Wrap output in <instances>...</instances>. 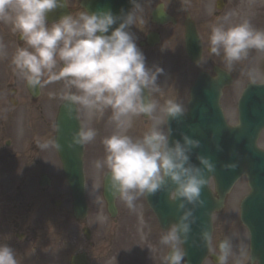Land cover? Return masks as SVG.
Segmentation results:
<instances>
[{
  "label": "clouds",
  "instance_id": "obj_1",
  "mask_svg": "<svg viewBox=\"0 0 264 264\" xmlns=\"http://www.w3.org/2000/svg\"><path fill=\"white\" fill-rule=\"evenodd\" d=\"M132 8L120 15L110 9L82 11L75 17L63 15L51 25L47 15L65 8V0H0V22H11L27 47L18 48L11 64L18 78L33 91L53 84H62L60 94L50 92V99L64 103L65 118L73 119L77 107L96 119L110 112L109 123L115 131L102 140L105 156L94 162L95 169L107 170V191L119 198L130 212L136 211V202L157 193H170V203L179 213L175 223L162 234L159 243L169 251L163 264H186L185 244L189 247L209 248L211 232L201 227L193 238L194 214L204 208L202 190L207 186L206 174L216 171L211 157L197 155V164L191 157L194 149L201 148L199 140L181 133L180 140L171 139L170 122H184L188 108L173 99L163 105L153 96L161 93L159 67L148 68L145 57L130 31L144 24L143 6L139 0H129ZM231 14L224 23L210 29V54L223 57L227 72L247 60L251 51L264 53V30L256 29L250 20L228 26ZM110 33V34H109ZM7 55L0 41V58ZM254 84L256 74L246 73ZM151 120L150 129L140 138L127 132L133 118ZM97 130L81 127L69 134L64 147L74 150L95 141ZM214 139V137H213ZM40 150H62L56 140L38 144ZM217 151H222L215 143ZM235 155V153H233ZM235 170L236 163L222 165ZM209 177V176H208ZM234 241L225 238L218 244L216 264H229L235 257ZM0 264H20L13 248L0 244ZM252 264H256L253 259Z\"/></svg>",
  "mask_w": 264,
  "mask_h": 264
},
{
  "label": "rangeland",
  "instance_id": "obj_2",
  "mask_svg": "<svg viewBox=\"0 0 264 264\" xmlns=\"http://www.w3.org/2000/svg\"><path fill=\"white\" fill-rule=\"evenodd\" d=\"M156 1L163 2L168 9H173L170 0ZM184 1L191 17L195 20H201L204 25L203 36L206 47H209L211 26L224 23V17L229 14L231 16L225 25L226 27L247 19L256 29L264 30V0H224L221 10L216 8L218 0ZM178 3L181 10L178 13H173L177 18L182 19L184 17L182 0H178ZM160 32L163 34L164 39L158 48H163L169 40L166 48H163L166 56V58L163 57V63L167 68H171L173 73L186 71L188 67L182 51V27L172 28L168 26L161 29ZM14 54L12 53V57ZM204 54L205 59L213 56L218 63L225 66L222 56L216 57L210 55L207 51ZM10 63L11 60L0 63V93L5 90L8 82H12V87L17 88L14 96L18 98V102L7 108V115L10 116L9 123H7L9 127L13 125V119L20 116L25 109L29 110L28 114L35 120L39 101L44 104L50 92L60 94L64 91L62 84L49 85L42 88L38 102L31 103L26 96V90L23 89L24 80L17 77ZM163 63L153 64L149 68L154 66L163 68ZM263 63L264 53L253 50L250 52L248 59L237 64L232 71L234 81L228 88H225L221 96L222 107L230 123H235L237 119L235 106L240 92L248 82H251L246 73L253 71L256 74V82H261L264 79ZM9 64L10 66H7ZM163 76L167 77L165 74L158 77L157 82L161 87V93L155 95L156 101L159 104L162 102L161 105H163L168 99H173L182 104L192 81H162ZM56 87H59V90H55ZM8 92L6 93L8 94ZM27 101H29L28 107L26 105ZM1 103L3 101L0 97ZM5 110V107H1L0 114L6 115ZM82 114L85 129L92 127L98 133L93 143L84 145L85 193L89 206L88 215L84 220H76L72 216L70 196L67 185H62L65 181L55 151H50V155L46 151L48 154L43 157V151L34 149L35 145L31 143L27 160L22 161L15 144L20 143V137H16L14 125L8 131L6 127H1L0 123V244H7L13 248L20 264H68L70 256L81 251L87 253L90 264H163L166 247L161 245L160 248L155 247L153 239L149 238L151 233L153 234L152 224H154V221L151 220L149 214H144L147 213L144 198L136 202L134 213L130 212L124 203L117 198V218L115 220L109 218L101 192L102 179L107 170L98 172L94 167V162L104 158L105 150L102 140L113 134L115 127L109 123L110 115L108 114L98 120L91 117L86 110H83ZM85 114H88L87 118ZM148 122H151V120L148 119ZM35 126L36 124H34ZM36 130L37 126L34 129L35 133ZM145 132L147 131L138 132L137 137L133 135V138H140ZM37 133L34 136L35 139L38 137ZM127 134H129V131ZM7 139L12 142L10 146L4 145ZM259 145L264 148V131L260 136ZM14 154L18 158H13L15 157ZM48 158H53V161L49 163ZM42 173L53 179L52 187L45 189L43 192L45 196H43L37 184V180ZM22 183H25V185H22ZM18 186H20L22 194L24 193L29 206L27 210L29 217L26 223L32 227L31 231H27L25 236L22 237L23 240L15 239L13 234L15 229L12 227L13 221L21 222V220L10 214L14 209ZM247 191L246 180L242 177L230 191L227 207L223 213L214 216L211 244V249H214L213 243L219 236L232 238L235 253L241 247V250L243 249L245 252L244 259L246 261L248 260V240L247 233L239 225L238 205L241 197ZM58 198L61 201L57 204L53 203ZM141 215H144L148 221L138 219V217L141 218ZM220 218H223L221 227ZM33 224H36L38 229L33 227ZM85 226L90 230V239L88 240L82 233V228ZM241 250H238L239 254ZM205 263L212 264L209 259Z\"/></svg>",
  "mask_w": 264,
  "mask_h": 264
},
{
  "label": "water",
  "instance_id": "obj_3",
  "mask_svg": "<svg viewBox=\"0 0 264 264\" xmlns=\"http://www.w3.org/2000/svg\"><path fill=\"white\" fill-rule=\"evenodd\" d=\"M131 6L129 0H85L83 3L87 11L110 9L116 15H120L121 10L127 13ZM161 17H163L162 14ZM185 47L190 59L196 60L199 57L200 43L191 24L186 27ZM216 73L219 81H195L190 92L189 112L184 122L179 125L174 121L170 122L172 128L170 140H180L181 133L199 140L202 147L193 150L192 163L199 166L196 156L203 155L211 157L216 164V171L206 174L205 178L209 179L211 176L214 178L219 199L212 196L208 185L203 188L201 199L206 201L205 207L197 209L194 213L199 223V231L203 226L211 232V213L222 206L224 195L234 181L242 174L246 175L251 191L241 203L240 219L250 233L251 262L254 259L257 264H264V151L256 146L259 132L264 128V84L247 85L238 101L239 122L236 126H228L218 102L222 88L229 85L231 81H228L229 75L225 72L216 71ZM203 78L208 77L200 75V79ZM73 117L71 120L65 118L63 105L58 118L57 143L62 146V150L58 153L72 194L74 215L82 218L86 211L82 146H77L74 150L64 147L70 138L69 134L79 131V126L75 125L77 130H73L66 123V121H72L75 124V111ZM215 143L219 144L222 151L216 150ZM231 163L237 164L234 171L225 170L222 167V165ZM169 195L168 192H162L146 198L162 227L175 223L179 215L175 204L169 202ZM103 196L108 203V210L114 215V198L107 191L106 177ZM207 251L208 248L203 246L196 249L190 247L186 252V264H202ZM71 264L87 263L84 257L75 256Z\"/></svg>",
  "mask_w": 264,
  "mask_h": 264
},
{
  "label": "flooded vegetation",
  "instance_id": "obj_4",
  "mask_svg": "<svg viewBox=\"0 0 264 264\" xmlns=\"http://www.w3.org/2000/svg\"><path fill=\"white\" fill-rule=\"evenodd\" d=\"M81 1L82 0H65L66 6H65V8H63L62 16L63 15H70V16L75 17L80 12L84 11L83 8L81 7ZM139 2H141L142 6H143L142 16H143L145 23L144 24L138 23L137 28L132 27L130 29V31L135 35L137 46L142 51V53L145 57L146 66L149 68L153 64H160V63H163V61H164L163 57L165 56L164 55L165 51H163V48H166V44L169 43V40H168V43H166L163 46V48H158L159 45H161L160 43L164 39L163 34L160 32L161 29L166 28L168 26H170L172 28L179 26L180 28L182 27V29H183V22H184V19L186 17L177 20V17H175V14L173 12L178 13L181 9L180 8L177 9L176 3L171 5V7L173 8L172 10L168 9L166 7V5L164 4L165 11L168 12V14H171L174 16L175 23H173V24L172 23H166L163 25L157 24L152 19V11L161 2L156 1V0H139ZM183 4H184V0H183ZM183 9H184V13H186V11H187L186 5H184ZM60 17H61V15L58 16V18H54V14L50 13L47 15V22L49 25H51L52 23L58 21ZM195 25H196V29L198 31L199 37L202 41V44L205 45V40H204V36H203L205 28H204L202 21L201 20H195ZM157 40H158V42L156 43ZM0 41L3 42V44L5 46L6 53H7L5 58H0V63L10 61V60L12 61V53H15L18 48L27 47V45L24 43V41L20 38L19 34L15 33L13 31L12 23L10 21L9 22H0ZM205 51L210 53V48L206 47ZM183 57L185 59V63L188 67V70L181 72V76H176L177 74L180 75V72H174L173 73V70L171 68H167L166 65L163 63L164 67L161 69H164L163 72L167 77L163 76L162 81H196V76L200 73V70L207 71L208 73L213 75L214 67L215 66H221L216 61V58H214L213 56L212 57L209 56L205 59L204 51H203L202 56H201L198 63H192L186 57L185 53L183 54ZM164 58H166V56ZM10 64L7 66H10ZM222 67L224 69H226L225 66H222ZM230 73L232 74V77H233V73L232 72H230ZM171 75H173V76H171ZM174 76H176V77H174ZM232 81H234V77L232 78ZM12 86H13V83L8 82L6 87L4 86L6 92L9 91L8 94L5 92V90H3L2 93H0V97L3 101V103L0 104V108L1 107L6 108V110L4 112V113H6V115L3 116L2 114H0V123H1V127H3V128L6 127L8 129V131L14 125V127L16 129V137H20V143H15L16 148L19 151L18 154H19L21 160L26 161L27 157H28L29 145L31 143H33L35 145L34 149L40 150L38 147V144L43 143L47 140H56V118H57V114H58V109H59L60 105L63 103V101H61L58 98L57 99H50L49 97L47 98V100L45 101L44 104L41 101H39L35 120L32 119L30 117V115L28 114L29 110L25 109L24 112L20 116H16L13 119V125L9 127V126H7V123H9L8 120H9L10 116L7 115V108L12 107V105H14L15 103L18 102V98H16L14 96L16 91H17V88H13ZM23 89L26 90L25 91L26 96L28 99H30L31 103L35 104L36 101L38 102V99H39V96L42 92V89H39V94L36 97H32L28 93L27 84L25 81H23ZM55 90H59V87H56ZM5 93H6V95H5ZM26 105H27V107L29 106V101H27ZM186 105H187V103L185 104V107H186ZM83 110L84 109L77 107V114H78V119H79L80 125H81V127L85 128L84 123H83V121H84L83 120L84 119L83 114H82ZM105 114L111 115L110 112H106ZM85 116L87 118L88 114L87 115L85 114ZM11 120H12V117H11ZM96 120H98V119H96ZM142 121L145 124V123H147L148 119L143 118ZM151 123L152 122H148L147 126H144L145 131H148L150 129ZM34 124H36L37 130H38V131L36 130V133L38 132L37 133L38 137L36 139L34 138V136L36 134L34 131L36 126L34 127ZM11 143L12 142L9 139H7L4 142V145L10 146ZM46 151L50 155V151H55V149L50 148L48 150H44L42 153L43 157L47 156L48 153ZM16 154H14L15 157H13V158H18L16 156ZM51 161H53V158H48V162L51 163ZM48 177H49V179L47 180V182L45 181V178L42 177V175H40L38 180H37V184L40 187V190H41V193L43 194V196H45V194L43 193L45 191V189L52 187V184H53L52 177H50L49 175H48ZM40 182H45V184L41 185ZM22 185H25V183H22ZM62 185L65 186V183H62ZM20 186H18L16 189V198H15V203H14V209H12V212H10L11 216H14V217L18 218L19 220H21V222L13 221L14 222L13 225L11 224L12 227H14V229H15L13 234L15 235L16 240H23L22 237L25 236L26 232L31 231V229H32L31 225H28L26 223V221L28 220V217H29V213L27 212L29 206H28V202H27V199H26L24 193L22 194V192H21ZM36 196H38V194H36ZM33 197H35V196H33ZM60 201H61V199L58 198L53 203L57 204ZM70 205H71V198H70ZM115 219L116 218H114V220ZM33 227L38 229V226L36 224H33ZM149 238L153 239V241H154L153 244L155 245V247L160 246V243H159L160 238L155 239V237H152V236ZM89 244L91 245V243H89ZM215 253H218V245L215 246ZM167 254H168V251H167L166 255ZM86 256L88 258L87 253H86ZM158 257H160V256H158ZM68 264H69V261H68ZM229 264H242L240 262V255L230 258Z\"/></svg>",
  "mask_w": 264,
  "mask_h": 264
},
{
  "label": "bare ground",
  "instance_id": "obj_5",
  "mask_svg": "<svg viewBox=\"0 0 264 264\" xmlns=\"http://www.w3.org/2000/svg\"><path fill=\"white\" fill-rule=\"evenodd\" d=\"M133 119H134V118H133ZM136 119H137V118H136ZM63 121H64V119H63ZM66 123H68L69 125H68V124H67V125H68L70 128H72L73 130H77V129H75L76 126L72 124V121H66ZM137 127H138V126H137ZM137 127H135V129H136Z\"/></svg>",
  "mask_w": 264,
  "mask_h": 264
}]
</instances>
